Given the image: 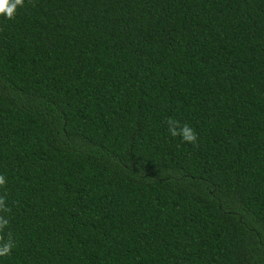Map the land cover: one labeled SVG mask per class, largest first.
Instances as JSON below:
<instances>
[{
	"label": "trees",
	"instance_id": "trees-1",
	"mask_svg": "<svg viewBox=\"0 0 264 264\" xmlns=\"http://www.w3.org/2000/svg\"><path fill=\"white\" fill-rule=\"evenodd\" d=\"M0 174V264H264V0H25Z\"/></svg>",
	"mask_w": 264,
	"mask_h": 264
},
{
	"label": "clouds",
	"instance_id": "clouds-1",
	"mask_svg": "<svg viewBox=\"0 0 264 264\" xmlns=\"http://www.w3.org/2000/svg\"><path fill=\"white\" fill-rule=\"evenodd\" d=\"M25 0H0V17L14 19L19 9L24 8ZM168 133L187 144L195 145L198 142V134L187 122H181L174 117H168L165 121ZM12 206L8 199L7 178L0 174V257L11 255L17 247V241L11 231L10 214Z\"/></svg>",
	"mask_w": 264,
	"mask_h": 264
}]
</instances>
